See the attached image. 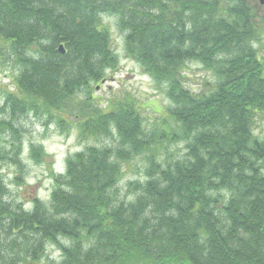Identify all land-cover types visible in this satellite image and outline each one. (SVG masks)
I'll list each match as a JSON object with an SVG mask.
<instances>
[{
    "label": "trees",
    "instance_id": "16d2710c",
    "mask_svg": "<svg viewBox=\"0 0 264 264\" xmlns=\"http://www.w3.org/2000/svg\"><path fill=\"white\" fill-rule=\"evenodd\" d=\"M263 8L257 0H0V62L17 72L0 129L15 135L19 114L63 111L82 93L80 138H113L67 156L50 172L48 202L33 197L30 209L5 197L0 174V264H37L48 244L60 264H264V136L254 134L264 118L255 47ZM104 14L171 103L150 128L131 99L104 111L93 104L96 84L119 65ZM191 62L214 82L189 88ZM16 140L0 160L22 169ZM178 144L185 152L175 157L169 147ZM30 153L48 157L33 145ZM138 157L143 176L120 196L123 165Z\"/></svg>",
    "mask_w": 264,
    "mask_h": 264
},
{
    "label": "rangeland",
    "instance_id": "374dc122",
    "mask_svg": "<svg viewBox=\"0 0 264 264\" xmlns=\"http://www.w3.org/2000/svg\"><path fill=\"white\" fill-rule=\"evenodd\" d=\"M261 16L264 18V8ZM102 24L109 32L111 47L119 59V65L114 74L109 77L111 79L96 84V89L93 92V104L104 111L112 102L131 99L143 119L144 126L150 128L159 116L166 112L171 103L155 86L150 77L142 72L140 66L126 55L124 33L117 27L116 18L104 14ZM255 47L258 49L259 55L264 57V34L255 43ZM186 72V84L194 91L200 90L206 82H214L212 72L204 69L198 62L189 63ZM16 75L17 72L11 62H0V106L3 104L7 90L15 92L13 82ZM85 98L84 94H77L72 107L63 111L51 109L49 112L39 110L38 113L30 111L22 115L19 114L14 123L17 130L15 135H12L8 129L5 131L0 129V154H6L8 159L10 154L14 153L11 152L13 147L9 149L11 139L17 142L16 138L20 136L21 142L19 158L22 169L8 159L0 160V174L8 190L5 197L16 199L17 202H24L26 209L31 207L28 201L36 196L47 203L53 188L51 170L55 172L63 170L67 156L80 152L87 144L113 142V138H80L79 121L75 117V112L76 107L83 104ZM5 109L8 111L7 107ZM0 117L8 118L6 112ZM60 117L65 118V123L58 122ZM254 134L258 137L264 136V118L257 117ZM32 145L35 149L39 148L41 154L48 157L41 162H36L30 156ZM169 152H172L175 157H180L185 150L183 144H178L170 146ZM143 171L144 161L140 157L123 165V175L118 183L120 196H123L127 191L129 182L142 178ZM20 258H22L21 254ZM60 262V251L54 245L48 244L45 257L37 264H60Z\"/></svg>",
    "mask_w": 264,
    "mask_h": 264
},
{
    "label": "water",
    "instance_id": "95a60500",
    "mask_svg": "<svg viewBox=\"0 0 264 264\" xmlns=\"http://www.w3.org/2000/svg\"><path fill=\"white\" fill-rule=\"evenodd\" d=\"M258 3L262 6H264V0H258ZM58 51L61 53V54H64L65 53V49L63 47V45H59L58 46Z\"/></svg>",
    "mask_w": 264,
    "mask_h": 264
}]
</instances>
